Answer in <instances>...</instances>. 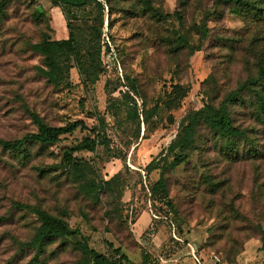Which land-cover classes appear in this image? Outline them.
Returning <instances> with one entry per match:
<instances>
[{"label": "rangeland", "instance_id": "374dc122", "mask_svg": "<svg viewBox=\"0 0 264 264\" xmlns=\"http://www.w3.org/2000/svg\"><path fill=\"white\" fill-rule=\"evenodd\" d=\"M96 1L6 0L0 13V264H83L79 242L157 264L176 250L155 245L159 228L207 233L228 258L215 239L236 214L237 258L264 229V0ZM68 25L74 39L54 65L31 48L69 40ZM221 107L244 137L210 127L206 109ZM76 122L57 142L26 139L40 124ZM85 139L94 150L75 151ZM33 208L77 236L31 247ZM145 211L155 224L139 243ZM246 226L256 234L247 242Z\"/></svg>", "mask_w": 264, "mask_h": 264}, {"label": "trees", "instance_id": "16d2710c", "mask_svg": "<svg viewBox=\"0 0 264 264\" xmlns=\"http://www.w3.org/2000/svg\"><path fill=\"white\" fill-rule=\"evenodd\" d=\"M5 1L6 0H3L0 4V13L3 12L2 8L5 5L4 4ZM57 1L62 3L63 5H66V6H68V5L73 6L79 0H57ZM94 1H96V0H94ZM104 1L108 4V3H110L111 0H104ZM236 1H240V0H236ZM96 3L99 6L102 5L101 2H99V1H96ZM41 15L42 14L37 10L34 16L40 17ZM68 28L70 29L69 40H65L62 42H53L50 40H46L43 42L33 44L31 46V48L33 50L37 51L38 53H40L44 56H47L51 60V64L54 65L55 61L52 60L51 55L55 52V50H58L61 48H67L70 45V42L74 39V33L72 32V29L70 28L69 25H68ZM261 75L264 76V71L262 72ZM48 77H49L50 81L54 80L53 74H49ZM260 99H261V103H264L263 102L264 99H262V98H260ZM206 110H208L211 113V116L208 119L209 125L218 134H221V135L228 137V138H242V137H244V132L240 128L234 126V124L230 120V118H229V116L226 113L224 108L221 107L216 111H213L210 108H207ZM79 127L83 128L82 124L79 122H76V123L71 124V125L66 126V127H48L44 124H40L38 133L29 135L26 137V139L32 140L36 143L50 144V143H54V142L59 141L60 138L64 135L73 133ZM187 129H188V126L183 128V132ZM185 139H186L185 137L179 139V145H181L180 146L181 149L185 148L187 145V144H184ZM7 145H10L13 147L15 144L7 143ZM183 145H184V147H183ZM94 148H95L94 140L85 139L80 146L75 148V151H81V150L93 151ZM186 159H187L186 155H182L179 153L178 157L175 161V166L180 165ZM162 195H163L164 199L167 198V195L165 194V192H163ZM229 206L231 207L229 212H231V213L235 212L232 205L230 204ZM223 213L224 212H222V214ZM33 214H35L39 217L40 225L36 229V233H35L34 237L32 238V240L29 242V245L31 247H38V250L40 252H44L45 247L47 245L52 244L56 240H59V239L65 240L67 238H74L78 234V231H72L68 227V224L65 222V220H63L59 217L53 216L44 210H41L39 208H33ZM237 216H238V214L235 215V218H234L235 221L237 220ZM225 218H226V219H224V221H226V222H224L225 224L221 225V227L219 228L223 231L220 234H216L215 241H217V242L222 241V242H224V244L226 246H229V247H227V250L229 251L230 256H228V258H225V259L235 260L240 256L239 255L237 258H235L238 254H240V251L236 245L237 242L240 241V239L234 238L232 236L231 231H230V224L232 221H234V219L231 220L226 215H225ZM153 223L155 224L154 219H153ZM178 228L180 229V226ZM260 229L261 230H260V235H259V241L261 242V249H264V229H262V228H260ZM243 230L246 233H248L247 238L245 239V242H247L249 239L255 237L253 235H256L255 233L250 232L252 230H250L249 227H247V226L244 227ZM226 231H227L228 236H225ZM179 232H182V230H179ZM209 239H210V235L208 234V239H207V242L205 244L206 247H208V242L210 241ZM78 245H79L80 252L82 254H84L86 257V260L84 261L83 264H90V263H93V264H132L130 259H129L128 254L123 252L122 246H118L115 248V246L113 245L112 242L108 244V247L110 248V252H111L110 256H105L103 254H99L98 252H96L93 249H90L86 244H82L81 242H79ZM138 247L140 248L141 246L138 245ZM140 250H141V248H140ZM142 261H143V264H151L150 262H148V255L147 254L142 255Z\"/></svg>", "mask_w": 264, "mask_h": 264}, {"label": "crops", "instance_id": "0c3cea01", "mask_svg": "<svg viewBox=\"0 0 264 264\" xmlns=\"http://www.w3.org/2000/svg\"><path fill=\"white\" fill-rule=\"evenodd\" d=\"M140 222L143 223L140 224ZM152 223L153 219L146 211L137 219L134 224V232L139 243H141L144 232ZM207 239V233L194 234L192 232H179L171 235L166 234L159 228L158 233H156L153 238L155 245L157 247H162L171 241L175 243L176 250L171 251L168 256H163L161 254L156 256L159 258V263L157 264H264V249H261V242L259 240H257V244H251L252 241L248 242L244 253L237 259L231 260L221 258L217 253L210 251L208 247L205 246ZM116 247L117 246H115V248ZM134 257H136V260L133 258L132 260L137 261V264H143L142 255Z\"/></svg>", "mask_w": 264, "mask_h": 264}, {"label": "built area", "instance_id": "2783aa9c", "mask_svg": "<svg viewBox=\"0 0 264 264\" xmlns=\"http://www.w3.org/2000/svg\"><path fill=\"white\" fill-rule=\"evenodd\" d=\"M196 258V257H195ZM218 260V259H217Z\"/></svg>", "mask_w": 264, "mask_h": 264}]
</instances>
